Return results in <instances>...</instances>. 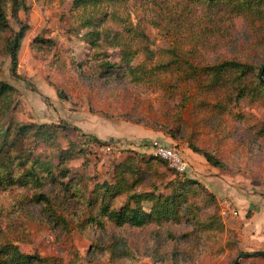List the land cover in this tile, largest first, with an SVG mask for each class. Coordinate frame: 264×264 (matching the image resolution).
I'll use <instances>...</instances> for the list:
<instances>
[{"label":"trees","instance_id":"16d2710c","mask_svg":"<svg viewBox=\"0 0 264 264\" xmlns=\"http://www.w3.org/2000/svg\"><path fill=\"white\" fill-rule=\"evenodd\" d=\"M123 1L74 0L73 10L84 14L80 28L86 32L81 40L90 48L82 61L68 66L55 53L51 39L38 36L31 42L38 58L53 57L51 67L76 92L69 95L57 88L59 99L73 109L87 105L91 112H100L107 119L121 117L141 125L143 117L134 118L141 117L139 106L159 86L161 76L169 74L176 79L175 93L183 84L195 89L192 117L206 116L205 123L211 124L216 136L226 131L225 122L234 116L233 110L243 105L264 107V0H144L147 11L145 16H138L136 24L130 11L122 14ZM28 11L27 0H0V40L5 41L14 76L18 75L19 51L30 29L20 19V12ZM150 27L162 29L169 43L158 59L152 49ZM115 50L121 56L118 63L110 60ZM138 55L145 61L134 66ZM110 83L118 84L111 90ZM19 96L16 87L0 80V189L28 192L13 205L15 213L39 207L34 211L37 220L59 234L79 231L91 240L89 255L110 254L114 264L138 260L130 242L137 231L158 230L154 236L159 239L160 255L155 259L161 264H187L191 259L197 263L199 253L202 260L204 251L209 250L210 240H223L225 226L218 215L217 198L200 181L173 171L159 157L127 150L114 166L112 182H97L91 188V177L72 176L70 164L86 156L80 145L109 147L111 143L65 122L16 121L13 113ZM189 101L183 94L181 106H175V116L166 122H148L144 127L185 142L210 166L224 171L228 164L215 150L201 147L179 117ZM235 121L246 125V118L236 117ZM258 125L249 122L244 131L245 136L252 135V144H245L248 140L236 127L232 130L238 143L252 155L264 141V122ZM71 129L85 141H71L62 147L60 135ZM15 213L8 212L7 216L14 218ZM123 230L126 232L122 234ZM230 239H235L233 232L228 235V244ZM218 250H225L221 243ZM59 261L23 253L10 243L0 246V264Z\"/></svg>","mask_w":264,"mask_h":264},{"label":"rangeland","instance_id":"374dc122","mask_svg":"<svg viewBox=\"0 0 264 264\" xmlns=\"http://www.w3.org/2000/svg\"><path fill=\"white\" fill-rule=\"evenodd\" d=\"M125 1H123L124 8L121 7L122 14L126 16L127 12L130 11L132 20L136 24L138 16H145L147 3L144 0ZM73 2L74 0H27L29 11L27 13L20 12V19L29 25L30 29L19 51L17 76L11 72V58L5 50V41L0 40V80L13 85L20 91L19 106L17 111L13 113L16 121L24 124L65 122L67 125L80 128L86 134L101 139H109L110 135L113 137L120 135V139L126 137L120 142L105 140L111 144L109 147H101L95 144H83L85 138L72 129L67 133H61L59 142L62 147H68L71 141L83 144L80 146L85 148L86 156L71 162L70 168L73 172L72 176L89 175L92 188L97 182L106 180L112 182L114 166L124 159L127 150L142 147L141 151L145 152L140 153L146 156L153 155L150 142L154 132L143 127L148 122L169 121V117L175 116L177 113L175 106H181L183 94H187L190 100L189 104L179 112V117L186 123L187 132L189 134L194 133V139L201 147L215 150L218 156L228 164L226 165L227 168L222 171L210 166L201 155H199L201 156L200 162H194L189 157L190 152L186 153V149H189L188 145L180 140L175 142L190 164V169L185 174L188 178L198 181L203 178L206 183H210V180H205V178H212L211 181L215 185L214 192L211 187L210 190L201 183L216 196L218 215L225 226L223 240L218 243L210 240L209 250H203L204 258L201 260L199 253L200 260L197 263L191 259L187 264H235L240 254L264 252V141H260L257 154L252 155L247 153L248 148L246 146L238 143L235 133L232 132L233 128L236 127L248 140L247 142L244 141L245 144H252V135L247 134L245 136L244 131L249 122L259 124L258 126L262 125L264 107L243 105L239 110H233L234 116H228V120L225 122L226 131L223 135L216 136V131L213 130L211 124L206 125L205 121L208 122L206 116L201 114V116L192 117L191 112L194 108L192 98L195 89L193 87L188 88L183 84L180 91L175 93L176 79L168 74L161 76L159 86H156L146 96L142 106H139L141 117L134 116V118L137 121L143 117L144 122L141 125L121 117L107 119L100 112H91L87 105L73 109L69 103L59 99L57 95V88L64 89L69 95H76V92L67 86L51 67L53 57L38 58L30 48L31 42L40 36L55 42V53L68 66L73 61H82L88 56L90 48L81 40V36L86 32L80 28V20L84 14L73 10ZM107 11L111 12V8H107ZM16 29H18L17 26ZM149 31L154 41L152 49L158 55V59L161 56L160 51L166 48L169 43L166 42L165 32L162 29L150 27ZM166 39L171 42L170 36ZM110 57L113 63H118L121 60L117 50L112 51ZM144 61V56L138 55L133 65L137 66ZM116 84H111V90ZM236 117L246 118V125L237 124ZM65 134L68 137H65ZM3 135L1 134V136ZM135 138H138L141 144L138 145ZM141 139L145 140L142 141ZM117 143H120V146ZM210 168L212 174L207 170ZM25 194H28V192L25 193V190L0 189V212H4L0 220V246L10 243L26 254L38 253L43 258H57L60 260L59 264H114L110 254L107 256L102 253L89 255L90 250H92L91 240L79 231L70 230L59 234L37 220L34 211L38 210L39 207L23 209L15 213L13 205L21 200ZM224 200H228L232 204L238 215L223 216L221 214V206ZM8 212L15 213L14 218H9ZM126 230L136 231L135 229ZM126 230L121 233H125ZM187 230L190 231L191 227H188ZM231 232L234 233L235 239H230L231 243L228 244L227 239ZM157 233L158 230L154 228L150 233L146 231L134 233L135 235L130 238V242L134 246L138 260H129L126 264H161L156 261L160 255L157 251L159 239L154 236ZM164 235L161 233V238ZM233 242L234 248L230 249L229 246H232ZM220 243L225 250H218ZM119 264H122L121 261ZM239 264H264V257L242 259Z\"/></svg>","mask_w":264,"mask_h":264},{"label":"built area","instance_id":"2783aa9c","mask_svg":"<svg viewBox=\"0 0 264 264\" xmlns=\"http://www.w3.org/2000/svg\"><path fill=\"white\" fill-rule=\"evenodd\" d=\"M151 149L153 155L166 161L173 171L180 174H185L189 171L190 164L183 156L182 151L178 148L177 143L167 145L156 140L152 142ZM221 208V214L223 216L238 215V212L228 200L223 201Z\"/></svg>","mask_w":264,"mask_h":264},{"label":"crops","instance_id":"0c3cea01","mask_svg":"<svg viewBox=\"0 0 264 264\" xmlns=\"http://www.w3.org/2000/svg\"><path fill=\"white\" fill-rule=\"evenodd\" d=\"M77 119V118H76ZM75 119V120H76ZM109 122H113V121H109ZM113 123H118V122H113ZM122 123H126V122H122ZM129 124V123H128ZM136 126H140V125H136ZM140 127H143V126H140ZM144 129H146V130H149V131H152V132H154V134H152V136H151V142H150V144H152V142L153 141H156V140H158V141H160V142H162V143H164V144H167V145H173L176 141L174 140V139H172L170 136H168V135H166V134H164V133H162V132H159V131H154V130H152V129H149V128H146V127H143ZM119 136L120 135H115L114 137H113V135L111 136H109L108 138L110 139V140H114V141H116V142H120V140H124V139H126V137H122V139H120L119 138ZM99 138V137H98ZM100 140H102V141H105V140H109V139H101V138H99ZM136 139V138H135ZM138 139V138H137ZM135 140V141H138V145L139 144H141L140 142H139V139L138 140ZM142 141L143 140H145V139H141ZM147 140H149V139H147ZM146 140V141H147ZM120 143H117V145L118 146H120L119 145ZM144 144V143H143ZM109 149V148H108ZM133 150H137V151H139V152H145V151H141L142 150V147L141 148H132ZM152 150V149H151ZM190 152V154H189V157H191L192 159H193V161L194 162H200V160H201V156H199V155H197V154H195V153H193L192 151H190L189 149H186V153H189ZM193 170V169H192ZM211 174H212V169L210 168V169H207ZM211 179L212 178H205V180H210V183H206V181H204V179L202 178V180L200 181V182H202L206 187H208L209 189H210V187H211V189H212V191L214 192V190H213V188H215L214 186V183H213V181H211ZM210 189V190H211ZM253 251V250H252Z\"/></svg>","mask_w":264,"mask_h":264},{"label":"water","instance_id":"95a60500","mask_svg":"<svg viewBox=\"0 0 264 264\" xmlns=\"http://www.w3.org/2000/svg\"><path fill=\"white\" fill-rule=\"evenodd\" d=\"M263 73H264V68L261 72L262 80H264ZM251 257H264V252L243 253L237 258V260L235 261V264H239L242 259L251 258Z\"/></svg>","mask_w":264,"mask_h":264}]
</instances>
